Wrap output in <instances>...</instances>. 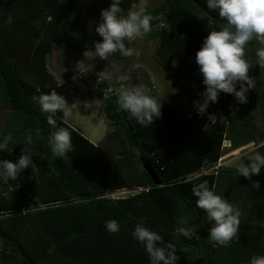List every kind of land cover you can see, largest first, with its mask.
<instances>
[{"label":"trees","instance_id":"16d2710c","mask_svg":"<svg viewBox=\"0 0 264 264\" xmlns=\"http://www.w3.org/2000/svg\"><path fill=\"white\" fill-rule=\"evenodd\" d=\"M157 1L148 11L154 17L163 14L164 26L154 20L147 42L154 43L164 76L180 88L175 97L167 92L160 118L145 127L120 110L119 82L107 80L103 91L94 95L89 83L100 75L78 76L69 67L64 89L47 64L55 45L80 56L94 52V44L101 41L95 26L111 0H0V138L10 135L14 143L9 145L11 153H0V160L15 162L28 147L36 165L35 171L29 167L16 181L0 182V264H150L132 238L141 219L176 246L178 264H250L251 257L264 256V170L252 177L260 182L259 190H254L234 165L219 161L238 151L234 162L247 164L253 151L264 153L258 135V119L264 123V71L256 57L261 45L253 40L247 46L253 65L249 75L255 80L248 102L241 105L221 93L218 102L198 116L193 102H202L204 86L196 53L208 32L219 30L224 21L217 10L207 8V0ZM139 2L122 0L123 14ZM8 16L13 23H5ZM137 40L125 43L136 50ZM110 57L129 58L119 52ZM132 85L157 96L152 78ZM78 87L98 101L108 129L93 144L57 116V125L70 131L73 147L66 158L55 159L48 145L55 129L33 98L53 89L70 96ZM208 115L217 116V121ZM28 136L31 145L25 144ZM251 143L255 147L246 152ZM140 157L149 159L159 185L144 171ZM204 181L240 208L242 241L229 247L209 242L212 224L196 207L191 191ZM119 190L133 193L108 196ZM177 201L183 202V211ZM184 214L199 225L191 238L174 235L177 219ZM112 219L121 225L119 233L105 229V222ZM243 233L255 238L247 241Z\"/></svg>","mask_w":264,"mask_h":264},{"label":"clouds","instance_id":"9594fccd","mask_svg":"<svg viewBox=\"0 0 264 264\" xmlns=\"http://www.w3.org/2000/svg\"><path fill=\"white\" fill-rule=\"evenodd\" d=\"M121 2L122 0H111L109 7L101 10V22L95 26V32L101 37V41L94 44V55L101 60H108L117 52L126 57L138 56L136 50L128 47L125 41L131 43L149 33L154 20L160 21L161 27L164 26V15L154 17L148 11V0H140L138 4H134L126 15L123 14ZM207 8L217 10L224 23L219 30L208 32L196 53L195 61L204 86V91L199 94L202 102H193L198 116H204L209 106L218 102L221 93L232 95L238 104L248 102L247 93L255 87V80L249 75L253 65L246 53L248 44L253 40L261 45L256 50L257 63L264 65V0H207ZM5 23H13L12 16H8ZM33 99L38 102L41 111L47 114V124L55 129L48 139L53 158H66L73 147L72 136L68 129L57 125L56 114L61 112L62 121H65L72 116L73 108H77L81 102L74 101L69 105L65 97L54 89ZM116 102L121 111L128 113L141 126L149 127L161 116V101L140 86H124ZM92 103L84 102V106L90 107ZM209 118L213 121L218 119L215 115H208L207 119ZM221 120L222 117L219 118ZM32 143V137L28 136L25 144ZM10 144H14L12 136L0 138V153H11ZM229 164L234 165L239 177L250 181L254 190H259L260 182L252 181V177L259 176L264 170V153L253 151L247 158V164L244 161H229ZM29 167L36 170L33 153L28 147H24L15 162L0 160V182L6 185L9 180L16 181ZM191 191L197 198L196 207L207 214V219L212 224L209 242L214 247L231 246V242L238 239L241 225L242 213L238 205L216 194L209 188L207 181L194 185ZM177 205L183 211V202L177 201ZM192 219L187 214L178 217L174 231L177 238H191L195 235L199 225L192 223ZM104 227L112 234L121 230V225L114 219L106 221ZM132 238L143 247L150 264H178L180 257L176 255V246L169 241L165 242L164 236L148 227L144 219L136 223ZM250 264H264V256L251 257Z\"/></svg>","mask_w":264,"mask_h":264},{"label":"rangeland","instance_id":"374dc122","mask_svg":"<svg viewBox=\"0 0 264 264\" xmlns=\"http://www.w3.org/2000/svg\"><path fill=\"white\" fill-rule=\"evenodd\" d=\"M157 2H158L157 0H148V8L155 6ZM145 36L146 34L140 37V39L137 38L140 41L139 50L137 51L138 56L134 55L127 59L125 58V60L123 61H119V59H116L115 61V59L112 57H109L108 60H101L99 57H96L95 55H87L85 57L86 60L81 57H79L78 59L77 58L73 59L69 64V67H72V70L70 69L69 70L75 72V74L78 76H84L85 74H89L93 72L94 74L100 75L107 80L115 81L116 83L119 82L120 84L118 83L119 84L118 89H121L126 85H132V83L134 82L133 80H135L133 77L136 76H139V79L141 80L145 79L146 77L153 78L154 83L157 86L158 101L165 100L168 91L170 95L175 97V93L180 88V84L173 82L172 80L164 76V74L160 73L162 76V80H164L162 81L160 79V76H158V74L155 73L154 70L158 65L155 60L156 59L155 48L153 46L154 43L150 42L148 44L147 43L145 44ZM56 49H58V47ZM61 53H62L61 50H56V52L54 53L55 57H57ZM47 64L49 70L52 71L53 70L52 59H50L47 62ZM196 67L192 66V68L195 71H196ZM156 70H158V68ZM65 74L62 75L60 74L58 76V79L61 78L62 80H64L67 76ZM131 74L133 75V77ZM80 91L82 92L83 95L80 97H75V95H77L79 91L78 92L72 91V93H70V96L69 94L68 96L62 95L65 97L69 105L73 104L74 101L81 102L77 106V108L76 107L73 108L72 116L69 119L65 120V122L71 125L73 128L79 130V132L85 137L91 138V140L94 141V143H96L98 138H101L103 136L102 134L108 122L98 102L89 99L87 97V91L85 89ZM84 102H88V103L93 102V103L89 107V106H84ZM56 115L62 119L61 112L58 111ZM258 122H259L260 132H262L264 130V123L261 120V118L258 119ZM260 136L262 137L261 133ZM251 149H253V145H251L250 148L248 147L245 148V151L247 152L250 151ZM232 156H225V157L223 156V159L221 161H223L226 164H228L229 161H235L234 159L230 158ZM132 193H133L132 191L130 192L128 190H119V191H115L113 195L111 194L108 196L110 198H117L118 196L124 197L125 195H129Z\"/></svg>","mask_w":264,"mask_h":264},{"label":"crops","instance_id":"0c3cea01","mask_svg":"<svg viewBox=\"0 0 264 264\" xmlns=\"http://www.w3.org/2000/svg\"><path fill=\"white\" fill-rule=\"evenodd\" d=\"M140 39V38H139ZM139 39L137 40L138 42H137V47H136V52L139 50V45H140V41H139ZM148 44V42H147V35L145 36V44ZM144 44V43H143ZM58 47V49H56ZM147 48H149V47H147ZM56 50H61L62 51V53L61 54H59L57 57H55V52H56ZM54 54V55H53ZM87 55H94V52H85V54L83 55V56H80V55H78L77 54V52H75V51H72V50H68V51H65L64 49H63V47L62 46H60V45H55V47H54V50H53V52H52V54H51V56H50V58H49V60L50 59H52V62H53V72H55L56 74H58V76L61 74H65V75H67L68 74V72H69V64H70V62L73 60V59H78L79 57H83V59H85L86 60V56ZM157 63V62H156ZM158 65V64H157ZM159 66V65H158ZM156 67L155 68V73H157L158 74V76H160V79L162 80V76H161V74H163L162 72V70H161V68H159V67ZM261 67H262V70L264 71V65L262 66L261 65ZM158 68V70H156ZM161 73V74H160ZM92 74H94L93 72H92ZM132 75V74H131ZM132 77H133V75H132ZM138 77V78H137ZM135 80H133L135 83H138V82H140V80L141 79H139V76H136V77H133ZM158 78V77H157ZM136 79H138L137 81H136ZM153 79V78H152ZM162 81H164V80H162ZM77 85H78V83H77ZM162 86V85H161ZM165 86V85H164ZM79 88V87H78ZM78 90V89H77ZM81 90V89H80ZM79 91V90H78ZM157 95V94H156ZM80 96H83L82 95V92L81 91H79L78 93H77V95L75 96V97H80ZM158 96V95H157ZM157 96H156V99H157ZM88 97V96H87ZM99 104V103H98ZM100 106V105H99ZM107 129H108V127H107V125H106V128L104 129V132H103V136L101 137V138H98V140H97V142L96 143H94V141H92L91 140V138H87L91 143H93V144H98L100 141H101V139L104 137V135L106 134V131H107ZM260 133L262 134V137L260 136ZM259 144H262V143H264V130L262 131V132H260V129H259ZM93 137H94V135H93ZM97 139V138H96ZM251 145H253L252 143L251 144H248L246 147H248V148H250V146ZM254 146V145H253ZM255 147V146H254ZM243 149V148H242ZM238 154V151H235V152H233V153H231V155H226V156H232V157H230V158H232V159H234V160H236V158H235V155H237ZM225 157V156H224ZM223 159V157L222 158H220L219 159V161H221ZM229 164V163H228ZM239 233V232H238ZM258 234H259V232H258ZM255 235V234H254ZM242 237L244 238V237H246V235L243 233L242 234ZM253 238H255L254 236H253V234H248L247 235V237H246V239L245 240H251V239H253ZM239 241H242V239H239V237H238V239H234L231 243H234V242H239ZM244 249H245V247L244 246H242ZM246 250V249H245ZM243 254L245 255L246 254V251H244L243 250Z\"/></svg>","mask_w":264,"mask_h":264},{"label":"built area","instance_id":"2783aa9c","mask_svg":"<svg viewBox=\"0 0 264 264\" xmlns=\"http://www.w3.org/2000/svg\"><path fill=\"white\" fill-rule=\"evenodd\" d=\"M65 80L62 81V84L60 86L64 87V82ZM107 83V79H105L104 77L100 76L98 77V79L96 80V82L93 83H89V87L90 89L93 91L94 95L98 94L100 92L103 91V87L104 85ZM66 87H64L65 89ZM107 91L111 92V88L108 89Z\"/></svg>","mask_w":264,"mask_h":264},{"label":"water","instance_id":"95a60500","mask_svg":"<svg viewBox=\"0 0 264 264\" xmlns=\"http://www.w3.org/2000/svg\"><path fill=\"white\" fill-rule=\"evenodd\" d=\"M140 162L142 164L144 171L149 175L154 185H159V181L157 180L156 174L151 167V163L149 162V159L145 157H140Z\"/></svg>","mask_w":264,"mask_h":264}]
</instances>
